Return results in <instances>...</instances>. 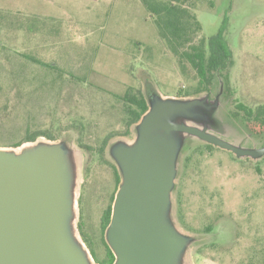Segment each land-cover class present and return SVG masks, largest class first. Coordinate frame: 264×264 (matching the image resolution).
I'll use <instances>...</instances> for the list:
<instances>
[{"label":"rangeland","instance_id":"374dc122","mask_svg":"<svg viewBox=\"0 0 264 264\" xmlns=\"http://www.w3.org/2000/svg\"><path fill=\"white\" fill-rule=\"evenodd\" d=\"M195 14L205 37L226 16L232 59L210 76L206 90L193 94V70L179 64L140 0H0V147L51 123L58 129L56 140L39 136L15 150L61 140L70 149L74 232L94 264L89 246L102 255L101 216L115 188L108 149L137 135L135 123L123 133L114 94L131 86L145 95L155 90L164 98L216 101L211 122L183 121L238 146L264 144V127L245 118L247 109L264 108V0H196ZM180 89L191 95L177 96ZM108 134L101 155L94 149ZM180 136L169 218L190 238L181 264H264V155L236 157Z\"/></svg>","mask_w":264,"mask_h":264},{"label":"water","instance_id":"95a60500","mask_svg":"<svg viewBox=\"0 0 264 264\" xmlns=\"http://www.w3.org/2000/svg\"><path fill=\"white\" fill-rule=\"evenodd\" d=\"M145 98L148 108L135 123V140L108 149L120 180L104 237L112 264H181L190 238L169 218L180 133L236 157L259 158L264 144L238 146L183 121L211 122L216 101L164 98L155 90ZM15 148L0 147V264H94L74 232L70 149L62 140Z\"/></svg>","mask_w":264,"mask_h":264},{"label":"trees","instance_id":"16d2710c","mask_svg":"<svg viewBox=\"0 0 264 264\" xmlns=\"http://www.w3.org/2000/svg\"><path fill=\"white\" fill-rule=\"evenodd\" d=\"M146 12L153 17V22L157 29L159 37L165 42L168 49L177 57L181 66L188 64L197 78L196 94L206 90L210 84V76L214 72L225 69L232 59V50L225 38L224 30L226 27V16L219 30L208 37L200 36L202 27L195 14L196 0H140ZM22 56L28 60L36 62L44 67H52L41 60L29 56ZM192 94V95H193ZM189 92L177 91V96H189ZM114 97L122 104L121 123L125 126L124 134L128 132L129 127L136 123L142 114L147 110L148 105L144 92L139 88L127 87L122 94H114ZM251 123L257 124L258 127H264V108L258 107L254 112L251 108L247 109V116ZM80 122V121H79ZM81 123L78 124V126ZM260 124V125H259ZM53 123L46 129L36 130L27 133L22 141L11 144H2L6 147H18L23 142L35 141L37 137L43 136L48 140H56L55 134L58 129L53 127ZM59 127L58 125L56 128ZM59 135V134H58ZM111 134L106 135L94 149L97 153L103 154L105 146ZM79 145L91 150V145L82 144L78 139ZM211 147V144H207ZM115 184L119 183L120 176L115 166ZM112 196L108 207L103 211L101 216V241L104 246L102 255H98L94 247L89 246V251L94 261L98 264H112L115 257L108 246L104 233L108 225L111 214ZM80 230V223L78 224ZM83 237V233L80 230ZM85 240V239H84Z\"/></svg>","mask_w":264,"mask_h":264},{"label":"flooded vegetation","instance_id":"af4514ba","mask_svg":"<svg viewBox=\"0 0 264 264\" xmlns=\"http://www.w3.org/2000/svg\"><path fill=\"white\" fill-rule=\"evenodd\" d=\"M107 146V145H106ZM106 146H105V148H106ZM113 169V168H112ZM113 172H114V169H113ZM117 172H118V170H117ZM119 173V172H118ZM115 175V174H114ZM117 186H118V183L117 184H115V188L113 189V191H112V193H111V195L109 196V198H111V196H112V200H111V203H110V206H112V202H113V198H114V195H115V192H116V189H117ZM109 204V203H108ZM108 204H107V207H108ZM106 207V208H107ZM105 208V209H106ZM104 209V210H105Z\"/></svg>","mask_w":264,"mask_h":264},{"label":"bare ground","instance_id":"6f19581e","mask_svg":"<svg viewBox=\"0 0 264 264\" xmlns=\"http://www.w3.org/2000/svg\"><path fill=\"white\" fill-rule=\"evenodd\" d=\"M182 134V133H181ZM182 136V135H181ZM73 157V156H72ZM74 165V164H73ZM72 167H74V166H72ZM74 170V169H73ZM73 175H74V173H73ZM77 175V174H76ZM77 178V177H76ZM75 186V185H74ZM80 242V241H79Z\"/></svg>","mask_w":264,"mask_h":264}]
</instances>
